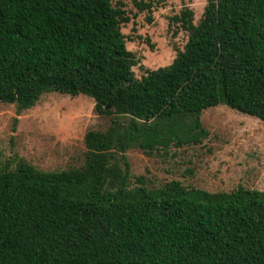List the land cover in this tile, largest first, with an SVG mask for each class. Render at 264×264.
<instances>
[{"label": "trees", "instance_id": "trees-1", "mask_svg": "<svg viewBox=\"0 0 264 264\" xmlns=\"http://www.w3.org/2000/svg\"><path fill=\"white\" fill-rule=\"evenodd\" d=\"M120 16L111 0H0V104L56 92L113 117L82 168L0 171V264H264L263 191L131 188L126 159L196 142L221 104L264 121V0H207L198 25L186 10L184 50L140 79Z\"/></svg>", "mask_w": 264, "mask_h": 264}, {"label": "rangeland", "instance_id": "rangeland-1", "mask_svg": "<svg viewBox=\"0 0 264 264\" xmlns=\"http://www.w3.org/2000/svg\"><path fill=\"white\" fill-rule=\"evenodd\" d=\"M111 2L121 12L120 28L138 61L133 68L138 79L148 70L172 65L189 37L177 19L189 10L198 25L207 7V0ZM112 121L111 116L98 115L94 100L82 95L44 93L34 107L21 112L15 104H0V171L15 170L22 162L43 172L82 168L86 135L106 132ZM200 121L202 136L196 142L172 144L165 151L129 149V186L159 189L177 181L211 194L233 193L240 187L264 192V121L224 104L205 110ZM115 162L122 172L120 156Z\"/></svg>", "mask_w": 264, "mask_h": 264}]
</instances>
